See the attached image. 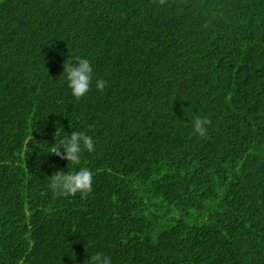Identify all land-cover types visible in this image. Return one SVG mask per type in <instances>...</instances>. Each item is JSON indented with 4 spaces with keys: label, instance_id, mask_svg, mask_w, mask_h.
I'll return each instance as SVG.
<instances>
[{
    "label": "trees",
    "instance_id": "obj_1",
    "mask_svg": "<svg viewBox=\"0 0 264 264\" xmlns=\"http://www.w3.org/2000/svg\"><path fill=\"white\" fill-rule=\"evenodd\" d=\"M79 57L77 99L63 70ZM73 131L95 141L77 166L93 191L58 197ZM96 251L264 264V0H0V264Z\"/></svg>",
    "mask_w": 264,
    "mask_h": 264
},
{
    "label": "clouds",
    "instance_id": "obj_2",
    "mask_svg": "<svg viewBox=\"0 0 264 264\" xmlns=\"http://www.w3.org/2000/svg\"><path fill=\"white\" fill-rule=\"evenodd\" d=\"M64 76L73 96L77 99L85 96L91 86L93 79V66L87 57H79L78 63L66 61L64 64ZM106 81L96 80V87L103 90ZM207 118L197 116L193 121V130L206 136ZM61 149L63 151H61ZM61 158L68 161V171L57 170L49 178V188L56 196L70 197L79 193L80 196H87L93 191V172L81 165L82 154L95 151V141L92 136L83 131H73L70 135H64L59 140V146L53 150ZM69 164L72 166L69 168ZM88 264H113L110 255L96 251L87 259Z\"/></svg>",
    "mask_w": 264,
    "mask_h": 264
}]
</instances>
